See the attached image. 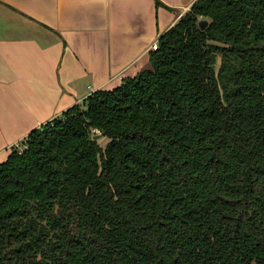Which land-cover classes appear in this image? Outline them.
Returning a JSON list of instances; mask_svg holds the SVG:
<instances>
[{"label": "trees", "instance_id": "trees-1", "mask_svg": "<svg viewBox=\"0 0 264 264\" xmlns=\"http://www.w3.org/2000/svg\"><path fill=\"white\" fill-rule=\"evenodd\" d=\"M149 57L0 162V264H264V0H196Z\"/></svg>", "mask_w": 264, "mask_h": 264}, {"label": "crops", "instance_id": "crops-1", "mask_svg": "<svg viewBox=\"0 0 264 264\" xmlns=\"http://www.w3.org/2000/svg\"><path fill=\"white\" fill-rule=\"evenodd\" d=\"M0 0V162L29 133L151 63L196 0Z\"/></svg>", "mask_w": 264, "mask_h": 264}, {"label": "water", "instance_id": "water-1", "mask_svg": "<svg viewBox=\"0 0 264 264\" xmlns=\"http://www.w3.org/2000/svg\"><path fill=\"white\" fill-rule=\"evenodd\" d=\"M208 24H209L208 19L202 18V19L199 20V27L202 30L206 29L207 26H208ZM100 136H101V134L100 133H97L94 138L95 139H98V138H100Z\"/></svg>", "mask_w": 264, "mask_h": 264}, {"label": "rangeland", "instance_id": "rangeland-1", "mask_svg": "<svg viewBox=\"0 0 264 264\" xmlns=\"http://www.w3.org/2000/svg\"><path fill=\"white\" fill-rule=\"evenodd\" d=\"M190 10V9H189ZM152 67V65H151V63L147 66V68H151ZM100 142L103 144V145H105L106 143H107V139L106 138H104V137H100ZM20 146H22V144L20 145Z\"/></svg>", "mask_w": 264, "mask_h": 264}, {"label": "built area", "instance_id": "built-area-1", "mask_svg": "<svg viewBox=\"0 0 264 264\" xmlns=\"http://www.w3.org/2000/svg\"><path fill=\"white\" fill-rule=\"evenodd\" d=\"M158 48V41H155L152 43L151 45V49L154 50V49H157Z\"/></svg>", "mask_w": 264, "mask_h": 264}]
</instances>
